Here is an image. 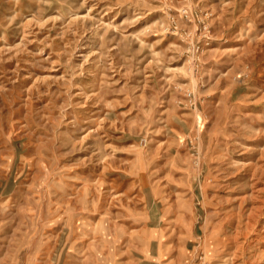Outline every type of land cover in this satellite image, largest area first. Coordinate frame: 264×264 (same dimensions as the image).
<instances>
[{
  "label": "rangeland",
  "instance_id": "rangeland-1",
  "mask_svg": "<svg viewBox=\"0 0 264 264\" xmlns=\"http://www.w3.org/2000/svg\"><path fill=\"white\" fill-rule=\"evenodd\" d=\"M0 264H264V0H0Z\"/></svg>",
  "mask_w": 264,
  "mask_h": 264
}]
</instances>
